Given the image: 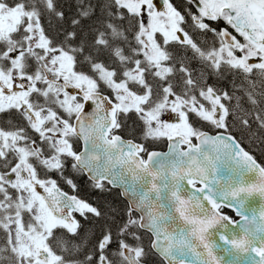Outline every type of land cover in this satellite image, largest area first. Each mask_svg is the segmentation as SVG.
I'll return each instance as SVG.
<instances>
[{"label":"snow or ice","instance_id":"1","mask_svg":"<svg viewBox=\"0 0 264 264\" xmlns=\"http://www.w3.org/2000/svg\"><path fill=\"white\" fill-rule=\"evenodd\" d=\"M0 264H264V0H0Z\"/></svg>","mask_w":264,"mask_h":264}]
</instances>
